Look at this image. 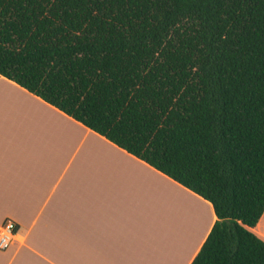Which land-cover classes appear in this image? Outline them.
I'll list each match as a JSON object with an SVG mask.
<instances>
[{
    "label": "trees",
    "instance_id": "1",
    "mask_svg": "<svg viewBox=\"0 0 264 264\" xmlns=\"http://www.w3.org/2000/svg\"><path fill=\"white\" fill-rule=\"evenodd\" d=\"M0 76L210 201L191 264H264V0H0Z\"/></svg>",
    "mask_w": 264,
    "mask_h": 264
},
{
    "label": "crops",
    "instance_id": "2",
    "mask_svg": "<svg viewBox=\"0 0 264 264\" xmlns=\"http://www.w3.org/2000/svg\"><path fill=\"white\" fill-rule=\"evenodd\" d=\"M0 264H191L213 204L0 76ZM252 230L264 240V213Z\"/></svg>",
    "mask_w": 264,
    "mask_h": 264
},
{
    "label": "built area",
    "instance_id": "3",
    "mask_svg": "<svg viewBox=\"0 0 264 264\" xmlns=\"http://www.w3.org/2000/svg\"><path fill=\"white\" fill-rule=\"evenodd\" d=\"M18 234V224L11 218H6L0 226V250L12 246Z\"/></svg>",
    "mask_w": 264,
    "mask_h": 264
}]
</instances>
